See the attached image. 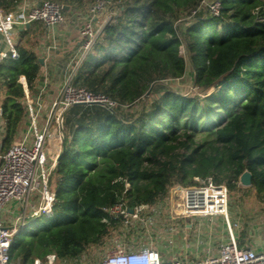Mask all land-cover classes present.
Segmentation results:
<instances>
[{
    "label": "trees",
    "instance_id": "trees-1",
    "mask_svg": "<svg viewBox=\"0 0 264 264\" xmlns=\"http://www.w3.org/2000/svg\"><path fill=\"white\" fill-rule=\"evenodd\" d=\"M21 1L0 0V7L9 12ZM56 1L65 12L83 0ZM201 1L107 0L115 13L71 83L119 104L65 110L62 156L49 180L53 213L13 236L12 263L46 261L51 253L77 258L123 223L106 208L121 200L130 208L159 204L172 185H192L194 177H212L231 192L248 170L250 187L264 199V0H220L218 15L200 8L179 29L176 21ZM25 37L27 30L17 57L0 61L2 152L29 120L20 77L32 96L42 69ZM188 66L197 91L181 93L167 80L183 77ZM125 180L131 187L124 193Z\"/></svg>",
    "mask_w": 264,
    "mask_h": 264
},
{
    "label": "built area",
    "instance_id": "built-area-1",
    "mask_svg": "<svg viewBox=\"0 0 264 264\" xmlns=\"http://www.w3.org/2000/svg\"><path fill=\"white\" fill-rule=\"evenodd\" d=\"M106 4L107 0H94L90 5L91 17L81 30V52L74 64V71L100 37L103 27H95L93 20L102 13ZM200 8H206L212 15H218L221 2L202 0L199 7L192 10V14L195 15ZM113 15L106 19L105 24ZM34 21H41L49 28L56 27L65 21L64 6L56 0H40L29 6L26 0H22L15 10L9 12L0 7V33L8 47V50L0 51V60L8 54L18 56L15 47L16 32ZM71 79L58 87L55 94L48 99L46 109L43 108L44 99L41 94L32 97L27 92L29 123L26 132L7 151L2 152L0 145V264H13L10 261L13 236L23 231L30 219L49 217L53 213L55 194L49 188V180L63 148L62 120L65 110L73 104L97 103L108 109H114L119 104L103 93L74 86ZM2 111L0 107V115ZM56 140L59 141L58 151L50 152L47 144L53 143L56 146ZM194 180L196 183L192 185L174 184L170 188L167 199L170 215L167 222L202 217L214 221L222 216L227 226L226 240L217 246L209 243L201 257L188 255L172 260L164 259L156 247L132 248L130 245L107 253L100 264H264V249L257 250L238 244L235 232L238 224L233 225L229 217L228 187L225 184H216L212 177H194ZM130 187V182L125 180L124 193ZM11 202L19 203L17 214L14 210L6 211ZM129 209L127 202L121 200L106 208V211L113 219H120L126 225L133 221L144 222L145 215L151 212L158 217L163 212L162 205L158 204L136 205L132 208L133 212ZM184 226L186 228L183 229H187L192 225ZM55 260V254H48L45 262L35 259L34 264H54Z\"/></svg>",
    "mask_w": 264,
    "mask_h": 264
},
{
    "label": "rangeland",
    "instance_id": "rangeland-1",
    "mask_svg": "<svg viewBox=\"0 0 264 264\" xmlns=\"http://www.w3.org/2000/svg\"><path fill=\"white\" fill-rule=\"evenodd\" d=\"M206 1L210 2L213 0H205V2ZM91 3L92 2H89V0H83L82 3H78V8L81 9L79 12L86 15L89 14L90 5L88 6V4ZM203 6H205V4ZM114 13L115 11L111 7V4L107 2L106 8L97 17L105 16L106 18L104 19H107L108 15ZM90 17L91 13L88 18ZM193 17L194 15L192 12H185L181 18L176 21V25L179 29L183 30V28L193 20ZM34 37V34L29 36V39H32V43L35 41ZM27 38L28 36L25 37V40H27ZM182 53L184 54V51H182ZM167 83L174 90L181 93L197 91L193 82V73L189 66L183 77L168 79ZM148 95L149 94L146 96ZM32 97L36 96L33 94ZM153 97H156V94H152L151 98ZM128 107L131 108L129 105ZM28 121L26 117L24 128H27ZM21 134L22 133L19 134L17 141L21 139L23 135ZM54 143L56 144L55 148L47 144L50 152H57L58 150L59 141L56 140ZM49 155L51 154L49 153ZM261 199L262 198L255 192L254 187L244 186L240 182L234 191H229V217L233 225L234 223L238 224L237 230L242 231V233H244V231L245 233L248 232L252 226L253 220V217L250 218V215H252L250 210H255L257 207L260 208L258 205L264 206V199ZM158 205H162L163 209L159 217L151 212L149 215H145L144 222L136 223L133 221V223H128L127 225L119 223L112 227L110 234L104 238L102 243L89 246L88 249L77 258H56L54 264H100L107 253L119 248H127L130 245L132 248H142L145 246L156 247L160 250L162 257L169 260L174 258L181 259L188 255L191 257H201L209 242L216 246L227 239L226 221L222 216L214 221L202 217L178 219L167 222L166 219H168L170 215L169 202L164 201ZM189 224L192 226L183 229L186 228L184 225ZM169 227L174 229H170ZM242 238L246 239L243 235Z\"/></svg>",
    "mask_w": 264,
    "mask_h": 264
},
{
    "label": "crops",
    "instance_id": "crops-1",
    "mask_svg": "<svg viewBox=\"0 0 264 264\" xmlns=\"http://www.w3.org/2000/svg\"><path fill=\"white\" fill-rule=\"evenodd\" d=\"M26 1L28 5L31 6L35 2H38L40 0H26ZM89 5L91 4H88V6ZM79 10L81 9L78 8L77 3H74L72 8L70 6H66L65 21L54 28L47 27L41 21H34L29 25L25 26L24 28L18 29L16 32L15 43H17L20 40V33L24 30H27L28 37L33 34L35 36L34 37L35 41H33L34 45L31 51H33L39 57V59L42 58L43 62H42V69L39 78L36 82V90L34 95L38 97L41 94V98L44 99L43 100L44 109L48 107V99L55 94L58 87H60L62 83H64L68 79L72 78L75 72L74 64L81 52L80 45L83 40L81 30L84 27L86 21H88L89 19L88 17L90 15V13L87 15L83 14L79 12ZM110 16L111 15H108L107 19ZM104 18L106 17L104 16V17L94 18L93 20L94 26L98 27L99 29L104 27L103 25L105 24L106 21V19ZM1 50H8L7 43L2 33H0V51ZM3 59H1L0 61H2ZM20 81L24 84V88L27 94L29 90L27 87V82L25 77L21 76ZM1 97H3L2 94ZM23 128L24 125L20 132L22 134H24L27 130V128H24V130ZM4 132H5V122L2 115H0V145H2ZM51 146L55 148V145L53 143L51 144ZM258 206H260V208L257 207V209L255 210L249 209L252 212V215L249 214L250 218L253 217V220H252V226L248 230V232L245 233L244 231V233H242V231L237 229L235 230V232L237 234L238 241L241 239L242 235L246 237V239L243 240L244 247L249 246L257 250H263L264 249V206L262 205H258ZM18 208H19L18 202H11L7 206L6 211L14 210V213L17 214L18 212L16 210ZM33 220L34 219H30L28 224L30 225ZM28 224L26 225V228ZM13 264H20V261L17 260Z\"/></svg>",
    "mask_w": 264,
    "mask_h": 264
},
{
    "label": "water",
    "instance_id": "water-1",
    "mask_svg": "<svg viewBox=\"0 0 264 264\" xmlns=\"http://www.w3.org/2000/svg\"><path fill=\"white\" fill-rule=\"evenodd\" d=\"M63 6H64V8H65V5H63ZM40 62H41V63L43 62L42 58H40ZM61 156H62V151H61V152L59 153V155H58V160L61 158ZM239 182H240L242 185H244V186H251V184H252V174H251V172L248 171V170H245V171L241 174V176H240V178H239ZM129 211H130V212H133V209L130 208Z\"/></svg>",
    "mask_w": 264,
    "mask_h": 264
}]
</instances>
